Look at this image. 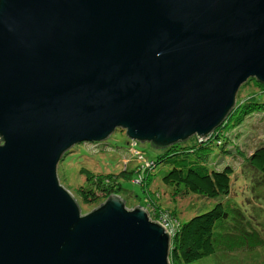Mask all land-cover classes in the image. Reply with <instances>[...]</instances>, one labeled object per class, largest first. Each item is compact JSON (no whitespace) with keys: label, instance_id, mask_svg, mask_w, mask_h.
<instances>
[{"label":"water","instance_id":"water-1","mask_svg":"<svg viewBox=\"0 0 264 264\" xmlns=\"http://www.w3.org/2000/svg\"><path fill=\"white\" fill-rule=\"evenodd\" d=\"M250 77L264 0H0V264H168L144 208L113 195L81 214L57 164L117 128L205 137Z\"/></svg>","mask_w":264,"mask_h":264},{"label":"rangeland","instance_id":"rangeland-1","mask_svg":"<svg viewBox=\"0 0 264 264\" xmlns=\"http://www.w3.org/2000/svg\"><path fill=\"white\" fill-rule=\"evenodd\" d=\"M256 86L254 77L241 84L236 93L235 106L248 99H255L259 93L255 91ZM222 131L230 143L224 145L226 151L215 147L207 155L210 165L216 170H221L226 165L232 167L228 197L251 217L264 235V180L250 169L245 160V156L257 143L264 142V110L245 116L240 123L233 126L223 127ZM132 141L124 129L115 130L105 140L84 141L73 145L58 162V181L73 196L81 214L91 212L107 200L104 197L97 201H84L79 189L88 175L112 176L119 184L114 195L124 201L127 209L140 206L148 214L154 213L155 219L149 216L150 219L162 223L165 221L172 231L175 221L182 222L207 211L219 199L193 193L184 198L177 197L176 188L161 180L168 166L164 164L151 168L149 164L150 159L160 149L152 146L150 141L139 140H134L136 144L131 149ZM237 151H242L243 154L237 155ZM191 264H264V244L252 250L217 252Z\"/></svg>","mask_w":264,"mask_h":264},{"label":"trees","instance_id":"trees-1","mask_svg":"<svg viewBox=\"0 0 264 264\" xmlns=\"http://www.w3.org/2000/svg\"><path fill=\"white\" fill-rule=\"evenodd\" d=\"M255 84V91H259L257 97L236 103V106L234 104L224 121L207 136L193 135L163 147L154 145L160 152L150 159L149 164L151 168L164 164L168 166L161 180L176 188L177 197L184 198L193 193L211 199L219 198L207 211L173 223L168 256L170 264H191L217 252L252 250L264 244L261 228L228 197L232 167L226 165L216 170L207 156L215 147L227 150L224 145H229L230 141L223 133V127L233 126L245 116L264 110V83L255 79ZM135 144L131 143L130 148ZM242 154V151H237V155ZM245 160L250 169L264 180V142L257 143ZM252 184L256 187L254 182ZM118 185L110 175H88L79 191L84 201H97L112 197ZM153 214L149 213V216L155 219Z\"/></svg>","mask_w":264,"mask_h":264},{"label":"built area","instance_id":"built-area-1","mask_svg":"<svg viewBox=\"0 0 264 264\" xmlns=\"http://www.w3.org/2000/svg\"><path fill=\"white\" fill-rule=\"evenodd\" d=\"M133 142V144H135V142L136 141H132ZM158 223H160L164 228H165V230L170 234V232H172V229L170 228V227H168L167 226V224H166V222L164 221L163 223L162 222H160V221H158ZM170 231V232H169Z\"/></svg>","mask_w":264,"mask_h":264}]
</instances>
